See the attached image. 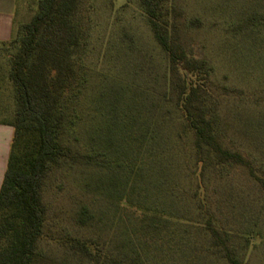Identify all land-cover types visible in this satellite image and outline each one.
Here are the masks:
<instances>
[{"label": "trees", "instance_id": "trees-1", "mask_svg": "<svg viewBox=\"0 0 264 264\" xmlns=\"http://www.w3.org/2000/svg\"><path fill=\"white\" fill-rule=\"evenodd\" d=\"M85 2L36 0L30 18L18 24L9 40L0 42L8 51L5 79L12 89V111L0 118V124L13 128L0 185V264H250L248 252L260 234L256 229H233L211 210L205 179L222 169L239 168L264 190V176L257 175L254 158L224 141L212 68L185 46L181 13L169 0L138 2L165 56L162 97L180 112L183 124L177 136L183 139L187 132L192 136L189 157L183 150L185 141H176L174 155L164 150V141H146L147 148L153 143L152 148L155 144L161 150L152 164L139 157L137 167L129 169L125 198L121 195L112 206L97 207L87 197L76 199L72 230L53 223L48 197L51 191H63L58 177L64 170L74 165L102 169L109 162L102 155L74 149L66 139L69 97L80 91L84 80ZM97 138L110 141L102 133ZM175 155L173 161L166 160ZM181 155L185 162L178 161ZM186 179L191 187L180 184ZM122 201L139 213L131 223L133 235L128 223L117 231L122 218L117 219L116 208ZM53 228L59 230L53 234ZM142 236L168 238L162 243H167L165 256L143 253L136 243ZM53 249L63 255L55 256Z\"/></svg>", "mask_w": 264, "mask_h": 264}, {"label": "rangeland", "instance_id": "rangeland-1", "mask_svg": "<svg viewBox=\"0 0 264 264\" xmlns=\"http://www.w3.org/2000/svg\"><path fill=\"white\" fill-rule=\"evenodd\" d=\"M169 1L181 13L185 46L212 68L210 80L224 141L254 158L257 175L264 176V0ZM35 9L36 0H26L16 28ZM82 10L88 25L84 80L80 91L69 97L71 123L66 139L74 149L102 155L109 162L102 169L74 165L58 177L64 189L49 193L52 221L69 231L74 200L87 197L97 207V203L112 206L121 195L125 198L128 182L124 177L129 169L137 167L139 157L152 164L161 150L150 142L147 148L146 141H164V150H172L173 155L178 152L176 141H185L188 157L193 141L189 132L183 139L177 136L183 124L180 112L162 97L165 56L153 40L138 0H86ZM7 53L0 44V118L12 111L11 84L5 79ZM100 133L110 141H95ZM178 157L185 162L184 156ZM208 176L207 205L233 229H256L260 239L248 252L249 263L264 264V190L239 168ZM179 182L193 185L188 179ZM116 209L117 219L122 218L117 231L125 230L122 224L128 223L132 234L131 223L139 213L124 201ZM165 239L142 236L136 243L149 257L154 253L164 257ZM54 252L63 255L61 250Z\"/></svg>", "mask_w": 264, "mask_h": 264}, {"label": "crops", "instance_id": "crops-1", "mask_svg": "<svg viewBox=\"0 0 264 264\" xmlns=\"http://www.w3.org/2000/svg\"><path fill=\"white\" fill-rule=\"evenodd\" d=\"M26 0H0V42L9 40L23 15ZM13 128L0 124V185L6 169Z\"/></svg>", "mask_w": 264, "mask_h": 264}]
</instances>
